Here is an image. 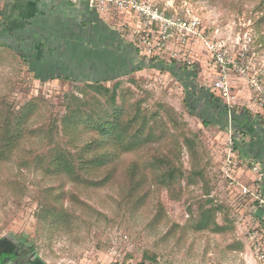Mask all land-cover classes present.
<instances>
[{
	"label": "rangeland",
	"instance_id": "obj_1",
	"mask_svg": "<svg viewBox=\"0 0 264 264\" xmlns=\"http://www.w3.org/2000/svg\"><path fill=\"white\" fill-rule=\"evenodd\" d=\"M157 2L169 14L202 22L204 39L190 34L188 44H175L179 61L168 51L160 59L148 54L144 22L124 12L93 9L85 1L89 16L61 12L33 20L18 14L13 20V3L0 0V120L35 104L30 134L0 163V238L32 246L37 264H135L145 250L160 264H264V129L257 130L264 106L252 86L253 77L264 86V0ZM212 43L231 60L229 99L215 84L222 67ZM87 81H102L108 97L127 99L124 123L138 111L161 119L158 136L119 159V173L130 161L161 151L184 176L170 189L153 182L150 199L137 207L118 187L68 183L67 217L50 225L37 212L46 200L42 188L57 182L23 162L53 148L49 127L62 138L66 100L74 93L87 97L77 88ZM129 124L134 129L139 122ZM232 178L255 195L245 196Z\"/></svg>",
	"mask_w": 264,
	"mask_h": 264
},
{
	"label": "trees",
	"instance_id": "obj_2",
	"mask_svg": "<svg viewBox=\"0 0 264 264\" xmlns=\"http://www.w3.org/2000/svg\"><path fill=\"white\" fill-rule=\"evenodd\" d=\"M261 19L264 21V17ZM160 55L155 57L160 59ZM119 83L114 87H119ZM78 84L80 93L89 94L84 98L75 93L68 96L66 105L69 112L62 120L61 129L65 132L62 138L56 140L57 131L49 127L53 148L23 162L26 166H36L45 176L57 182L42 188L47 201L41 202L37 212L38 219L50 225L58 224L67 217L64 200L68 195V183L96 189L118 187L123 191V199L129 201L132 207H137L150 199L153 182L170 189L184 176L180 166H171L170 153L161 151L151 153L145 159L130 161L124 174L119 173V159L158 136L155 127L161 119L156 114L152 119L148 118L138 111L124 123L129 113L127 99L123 97L122 100L115 94L108 97L110 88L102 81ZM92 90L94 93L91 94ZM34 105L27 104L0 120V163L22 147L30 134L28 125ZM225 106L228 108L227 104ZM130 121H138L139 124L130 129ZM235 141V147L239 149L236 136ZM162 213V210L158 212L156 220L163 216ZM201 223H206L204 217ZM176 226L181 227L179 224ZM150 261L160 264L156 253L145 250L142 260L135 264H148Z\"/></svg>",
	"mask_w": 264,
	"mask_h": 264
},
{
	"label": "built area",
	"instance_id": "obj_3",
	"mask_svg": "<svg viewBox=\"0 0 264 264\" xmlns=\"http://www.w3.org/2000/svg\"><path fill=\"white\" fill-rule=\"evenodd\" d=\"M73 3L81 0H70ZM88 2L89 7L102 11L117 10L124 12L125 15L132 19L139 20V22L145 24L143 30V45L148 53L161 54L162 51H168L170 56L179 61L180 52L175 44L185 46L188 44L190 34L198 35L201 38L204 37V33L201 32L202 22L198 18L186 19L177 17L174 14H169L166 9L158 6L157 0H85ZM252 41V37L249 41ZM210 48L215 52L217 63L221 69V76L215 82L217 89L223 94V96L229 99L231 94V86L229 85V71L230 58L225 56V52L220 51L217 46L212 43ZM237 63V62H236ZM235 63L234 66H237ZM242 66V65H241ZM239 68V66H238ZM242 69V73L248 72L247 68ZM249 68V67H248ZM240 69V68H239ZM252 86L258 93V100L261 105L264 106V86L259 82L258 78L252 80ZM229 163H233L228 159ZM258 171V166L255 167ZM232 183L241 187V192L246 196L255 195V193L245 186L240 179L232 178ZM259 197V196H258ZM260 198V197H259ZM261 201H264V199ZM250 205V204H248Z\"/></svg>",
	"mask_w": 264,
	"mask_h": 264
},
{
	"label": "crops",
	"instance_id": "obj_4",
	"mask_svg": "<svg viewBox=\"0 0 264 264\" xmlns=\"http://www.w3.org/2000/svg\"><path fill=\"white\" fill-rule=\"evenodd\" d=\"M11 2L13 3V5H11L12 8L10 10V14H11V18H13V20H18V16H17L18 14H22V15H26V16L28 15L29 19L31 17V19H33V20L34 19L38 20V19H41V18H39V16L46 15V14H48V15L61 14V12L65 13V14H67V13L79 14L80 13V14H85L88 16L90 15V13H93L86 6L85 1L73 3L70 0H11ZM37 3L39 5V7L37 10H35V6H37ZM21 5H22V7H21ZM42 7H44V8H42ZM48 7H50L49 10H47ZM251 117L252 116L249 115L245 119H248ZM255 127H257V126H255ZM259 129H264V125L259 124L257 127V130H259ZM259 131H261V130H259ZM245 132L248 133V132H250V130L245 129ZM259 137H261V136H259ZM258 141L262 142L261 138ZM250 146H251L252 151L255 149H258V147H257L258 145H256L255 142H254V144H250ZM250 146H246V148L248 149V147H250ZM257 153H255V155H257ZM263 154H264V152L262 153V155ZM248 155L250 156L249 152L246 150V152L243 154V157L247 158ZM261 158H264V156ZM259 164L264 165V161L259 162ZM262 185L264 188V179H263Z\"/></svg>",
	"mask_w": 264,
	"mask_h": 264
},
{
	"label": "flooded vegetation",
	"instance_id": "obj_5",
	"mask_svg": "<svg viewBox=\"0 0 264 264\" xmlns=\"http://www.w3.org/2000/svg\"><path fill=\"white\" fill-rule=\"evenodd\" d=\"M0 264H37L32 246L9 236L0 238Z\"/></svg>",
	"mask_w": 264,
	"mask_h": 264
}]
</instances>
